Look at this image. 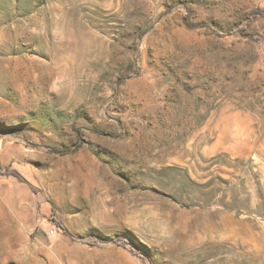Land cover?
Masks as SVG:
<instances>
[{
  "label": "rangeland",
  "instance_id": "obj_1",
  "mask_svg": "<svg viewBox=\"0 0 264 264\" xmlns=\"http://www.w3.org/2000/svg\"><path fill=\"white\" fill-rule=\"evenodd\" d=\"M0 264H264V0H0Z\"/></svg>",
  "mask_w": 264,
  "mask_h": 264
},
{
  "label": "trees",
  "instance_id": "obj_2",
  "mask_svg": "<svg viewBox=\"0 0 264 264\" xmlns=\"http://www.w3.org/2000/svg\"><path fill=\"white\" fill-rule=\"evenodd\" d=\"M15 173V176L18 178V179H22L20 176H19V174H17L16 172H14ZM85 241L87 242V243H89V244H93V243H95L96 242V240L94 239V238H88V239H85ZM117 243L118 244H120V245H124V246H126V247H130V243L127 241V240H125V239H122V238H120L118 241H117Z\"/></svg>",
  "mask_w": 264,
  "mask_h": 264
}]
</instances>
